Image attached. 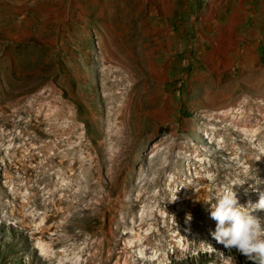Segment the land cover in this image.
Returning a JSON list of instances; mask_svg holds the SVG:
<instances>
[{
    "label": "rangeland",
    "instance_id": "rangeland-1",
    "mask_svg": "<svg viewBox=\"0 0 264 264\" xmlns=\"http://www.w3.org/2000/svg\"><path fill=\"white\" fill-rule=\"evenodd\" d=\"M262 148L264 0H0V264H253L206 203Z\"/></svg>",
    "mask_w": 264,
    "mask_h": 264
},
{
    "label": "clouds",
    "instance_id": "clouds-1",
    "mask_svg": "<svg viewBox=\"0 0 264 264\" xmlns=\"http://www.w3.org/2000/svg\"><path fill=\"white\" fill-rule=\"evenodd\" d=\"M261 151L264 152V148ZM253 180L254 190L259 195L256 203L239 202L234 187L242 185L245 182L243 181L220 188L214 202L206 204L210 205L208 208L210 218L216 222L215 231L211 235L217 243L223 245L229 252L235 250L253 264H264V218L254 214L264 212V190L258 187L264 185V180L257 177ZM187 219L191 220L190 214ZM207 246L213 248L210 244Z\"/></svg>",
    "mask_w": 264,
    "mask_h": 264
},
{
    "label": "bare ground",
    "instance_id": "bare-ground-1",
    "mask_svg": "<svg viewBox=\"0 0 264 264\" xmlns=\"http://www.w3.org/2000/svg\"><path fill=\"white\" fill-rule=\"evenodd\" d=\"M214 10V9H213ZM35 119V118H34ZM37 119V118H36ZM52 128V127H51ZM245 128V127H244ZM57 136H59V135H57ZM55 137V135H54V138H58V137ZM69 137H71V136H69ZM107 137V136H106ZM129 137V136H128ZM60 138V137H59ZM74 138V137H73ZM127 137L125 136L124 138H122V136L121 137H119V136H117V135H111V134H109V136L105 139L106 140V144H108V145H114V141H115V143H119V144H122V141H123V139L125 140ZM61 139V138H60ZM77 139H79V138H76V140ZM122 139V140H121ZM128 140H129V138H127ZM63 140H65L66 141V139H63ZM71 140V139H70ZM135 140V139H134ZM61 141V140H60ZM72 141V140H71ZM82 141H83V139H82ZM52 142V141H51ZM126 142V141H125ZM130 142V141H129ZM66 143V142H65ZM68 143V142H67ZM66 143V144H67ZM71 143V142H70ZM54 144H56V142L54 143ZM81 144V142L79 143V145ZM102 144V143H101ZM57 145H59V144H57ZM61 145V144H60ZM77 145V144H76ZM85 145V144H84ZM100 145V144H99ZM56 146V145H55ZM62 146V145H61ZM82 145H80V147H81ZM101 146V145H100ZM71 148H73V147H71ZM78 148V147H77ZM76 148V149H77ZM57 149V148H56ZM69 149H70V147H69ZM69 149H67V152L69 153ZM64 150H66V149H64ZM42 151V150H41ZM56 151V153L58 152V151H60L59 149H57V150H55ZM59 153V152H58ZM62 153H64V152H62ZM76 153V152H75ZM74 153V154H75ZM45 155V159H46V164H53L54 163V161H55V159H56V157H58L57 155H55V156H49V155H46V154H44ZM65 156L67 155V154H64ZM64 155H62V156H64ZM69 155V154H68ZM71 155V154H70ZM70 155L68 156V157H70ZM73 155V154H72ZM76 155V154H75ZM62 156H59V157H62ZM58 157V158H59ZM35 159H36V157H34ZM64 158V157H63ZM73 158V157H72ZM65 159V158H64ZM63 159V160H64ZM74 160H75V163H80L81 162V160L79 159V157L78 156H75V158H73ZM15 160H16V158H15ZM66 160V159H65ZM56 162V161H55ZM19 163V162H18ZM60 163V162H59ZM91 163V162H90ZM11 164V163H10ZM61 165H65L66 164V161H62L61 163H60ZM68 164V163H67ZM94 164V163H93ZM76 165V164H75ZM7 167H9V165H6ZM71 166H72V164H71ZM209 168H212L211 166L209 167ZM76 169V168H75ZM111 170H112V168H110ZM70 170V169H69ZM162 170V169H161ZM160 170V171H161ZM71 171V170H70ZM70 171H67V169H66V173H69ZM160 171H159V173H160ZM90 172V171H89ZM217 173V172H216ZM90 174H92V172L90 173ZM218 174H219V172H218ZM90 179V178H89ZM88 179V180H89ZM251 179V178H250ZM142 180V179H141ZM140 180V181H141ZM158 180H155V182H157ZM202 181H203V179H202ZM148 181L146 180V179H144V182H140V184H139V186H141V187H143V186H145L146 185V183H147ZM75 185H77V184H74V183H70V184H67V186H65V188H64V190H70V189H72L73 187H75ZM237 187V186H236ZM203 188H205V187H203ZM238 190H240V189H238ZM198 193H201V192H198ZM75 196H76V194H75ZM198 196H200V195H198ZM198 196H196V198H198ZM144 197H146L145 196V194L144 193H141L140 195H139V197H136L137 199H135V200H133V199H131V200H128V201H126L125 202V204L128 206V205H130V207L131 208H134L139 202H141V200H143L144 199ZM130 198V197H129ZM155 199L156 200V198L158 199V196L157 195H152V196H147L145 199V201H147L148 199ZM189 198H191V196L189 197ZM188 198V199H189ZM105 200V199H104ZM180 200H182L181 199V197H180ZM101 201V200H100ZM103 201V200H102ZM157 201V200H156ZM163 202V201H162ZM169 202L171 203V202H173V200H169ZM101 205H102V203H100ZM4 206V205H3ZM123 206V205H122ZM2 207V199L0 198V208ZM125 207V206H124ZM24 208V207H23ZM124 209V208H123ZM18 212V211H17ZM22 213V212H21ZM150 215H152V212L151 213H149ZM148 214V216H143L141 219H142V221H141V223H140V225H142V224H144L146 221H148V220H150V215ZM180 214V213H179ZM24 219V218H23ZM162 219V218H161ZM178 221V220H177ZM138 226H139V223H138ZM164 228H165V231H170V226L167 224V225H165L164 226ZM45 230V229H44ZM44 230L42 229L41 230V232H42V235H43V237H44V234H43V232H44ZM133 230V229H132ZM131 230V231H132ZM131 231H129V230H126L124 233L125 234H128V233H130ZM40 232V233H41ZM153 233V232H152ZM132 234V233H131ZM150 235V234H149ZM42 237V238H43ZM133 237H134V239L132 240V241H130L129 242V244H133L135 241L136 242H138V244H140L139 243V241H142L143 240V237H142V235H140L138 232H136V230H135V232H134V235H133ZM41 240V239H40ZM43 241V240H42ZM62 241V240H61ZM135 242V243H136ZM134 243V244H135ZM146 243V242H145ZM143 243H141V245H142ZM45 246V245H44ZM129 246V245H128ZM136 246H138L137 244H136ZM132 247V246H131ZM145 248V247H144ZM176 251V250H175ZM150 256V255H149ZM137 257V261H142L143 259H142V257H140V256H136ZM153 258V257H152ZM159 260V259H158ZM89 261V260H88ZM87 261V262H88ZM152 264H154V262H156L157 261V258H155L154 260L152 259ZM79 262V261H78ZM77 262V263H78ZM127 262V261H126ZM125 262V263H126ZM149 262H151V260L149 261ZM79 264H82V263H79Z\"/></svg>",
    "mask_w": 264,
    "mask_h": 264
}]
</instances>
